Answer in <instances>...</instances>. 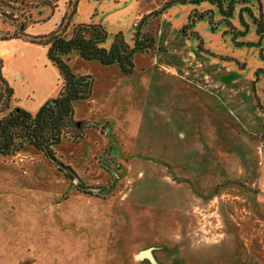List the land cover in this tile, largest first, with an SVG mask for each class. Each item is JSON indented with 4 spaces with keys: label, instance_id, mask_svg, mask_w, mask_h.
<instances>
[{
    "label": "rangeland",
    "instance_id": "obj_1",
    "mask_svg": "<svg viewBox=\"0 0 264 264\" xmlns=\"http://www.w3.org/2000/svg\"><path fill=\"white\" fill-rule=\"evenodd\" d=\"M169 1L78 0L64 38L72 24L93 23L108 32L103 47L118 33L132 44L146 11ZM248 6L260 15L256 0L227 19L207 1L174 3L147 21L160 48L137 52L132 74L72 55L116 133L86 125L92 113L79 98L73 117L83 128L53 146L79 179L31 144L0 154V264H264V41ZM69 9L59 0L29 33L53 30ZM17 52L33 65L47 58L43 45L0 41L7 74ZM31 72L36 85L47 78ZM28 159L41 162L18 166Z\"/></svg>",
    "mask_w": 264,
    "mask_h": 264
},
{
    "label": "trees",
    "instance_id": "obj_2",
    "mask_svg": "<svg viewBox=\"0 0 264 264\" xmlns=\"http://www.w3.org/2000/svg\"><path fill=\"white\" fill-rule=\"evenodd\" d=\"M201 1L217 5L226 19L232 15L237 3L252 2V0H171L160 9L143 15L136 25L132 44L126 41L122 33H118L114 36L111 47L107 49L103 47V43L107 39L108 32L99 24H72V38L70 40L64 38V32L76 13L78 0H68L70 9L62 16L56 28L47 33L35 35L29 33V26L48 21L54 15L59 0H0V20L13 27L8 30L0 29L2 33L0 41L20 38L47 47V58L62 77L58 95L45 102L36 112L29 111L20 105L13 104L16 101L15 89L5 75V61L0 55V154L12 155L26 144H31L49 159L56 158L53 146L71 132L70 128H83V123L78 124L73 117L74 101L89 97L92 91L90 77L73 73L70 66L72 55L76 54L84 59H96L103 65L116 63L122 74H132L137 52L154 54L160 48L157 36L148 27L147 21L160 16L174 3ZM256 1L260 11L258 17L255 16L251 6L245 9L255 23L259 44H261L264 41V9L262 0ZM196 15L193 13L190 16L185 28H191L194 25ZM243 17L241 12L240 18L244 23ZM194 35L198 36L196 33ZM260 55L264 59L262 51ZM59 169L63 171L62 168ZM65 174L70 178L79 179L73 169Z\"/></svg>",
    "mask_w": 264,
    "mask_h": 264
},
{
    "label": "crops",
    "instance_id": "obj_3",
    "mask_svg": "<svg viewBox=\"0 0 264 264\" xmlns=\"http://www.w3.org/2000/svg\"><path fill=\"white\" fill-rule=\"evenodd\" d=\"M149 13V11H146ZM141 16V15H140ZM177 28V32H178ZM180 33V32H178ZM180 35V34H179ZM184 38V37H182ZM185 39V38H184ZM192 48V47H191ZM197 50V49H196ZM194 50V52L196 51ZM23 52H21L18 56V52L14 54L13 60H15L14 66L17 67L16 72H13V68L9 71L6 76L13 85L15 89V97L20 104V106L24 107L25 109L36 112L45 102H47L49 99L55 97L58 95V92L62 85V77L58 71V69L45 57V60L43 64H37L33 65L36 60H31L30 57L27 55H23ZM157 55V53H154ZM17 57V58H16ZM79 57L75 54V58ZM12 63V62H11ZM26 64L23 68H18L19 64ZM35 68H38L41 70V72L46 73V80L43 81V83H39L36 85L26 77V74L32 73ZM17 72H21L20 77L16 74ZM19 78V79H18ZM34 81H37V77L34 75L32 77ZM86 103L89 105V112L92 113L90 119H86V125H90V123H93L92 120H95V126H97L98 131L101 135H106L107 130H113V133H116L115 129L111 127V121L110 118L107 117L105 119L102 111L103 107H101L100 103L97 102L94 98H87ZM105 120V122H104ZM88 122V123H87ZM105 123V125H104ZM102 130L105 131V133L102 132ZM108 140L107 137H104ZM33 162H41L40 160L36 159H28L27 161L23 162V164H18V166L21 168L22 166L28 169V164Z\"/></svg>",
    "mask_w": 264,
    "mask_h": 264
},
{
    "label": "water",
    "instance_id": "obj_4",
    "mask_svg": "<svg viewBox=\"0 0 264 264\" xmlns=\"http://www.w3.org/2000/svg\"><path fill=\"white\" fill-rule=\"evenodd\" d=\"M51 160L59 167L62 168L64 170L70 171L71 167L65 165L64 163L60 162L57 158L55 157H51ZM94 189V188H93ZM98 190V188H96Z\"/></svg>",
    "mask_w": 264,
    "mask_h": 264
},
{
    "label": "built area",
    "instance_id": "obj_5",
    "mask_svg": "<svg viewBox=\"0 0 264 264\" xmlns=\"http://www.w3.org/2000/svg\"><path fill=\"white\" fill-rule=\"evenodd\" d=\"M138 23H136V25H137Z\"/></svg>",
    "mask_w": 264,
    "mask_h": 264
}]
</instances>
